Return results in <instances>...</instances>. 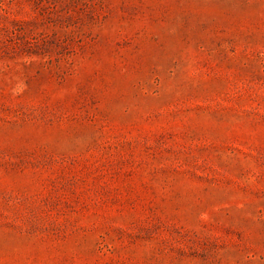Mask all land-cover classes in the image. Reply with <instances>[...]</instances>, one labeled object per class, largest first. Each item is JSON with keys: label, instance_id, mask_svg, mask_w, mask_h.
Masks as SVG:
<instances>
[{"label": "rangeland", "instance_id": "374dc122", "mask_svg": "<svg viewBox=\"0 0 264 264\" xmlns=\"http://www.w3.org/2000/svg\"><path fill=\"white\" fill-rule=\"evenodd\" d=\"M0 264H264V0H0Z\"/></svg>", "mask_w": 264, "mask_h": 264}]
</instances>
